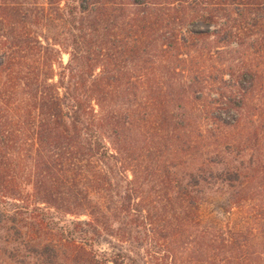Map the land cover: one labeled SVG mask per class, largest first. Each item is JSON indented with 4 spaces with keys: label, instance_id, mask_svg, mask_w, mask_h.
<instances>
[{
    "label": "trees",
    "instance_id": "1",
    "mask_svg": "<svg viewBox=\"0 0 264 264\" xmlns=\"http://www.w3.org/2000/svg\"><path fill=\"white\" fill-rule=\"evenodd\" d=\"M36 1L0 0V235L10 249L0 264H139L138 256L99 247L107 222L93 199L112 196L110 216L121 215L123 227L143 230L163 252L154 264H264V0ZM196 21L215 29L177 32ZM52 24L54 32L41 36ZM213 50L218 59L209 64ZM156 53L173 65L159 67L165 78L138 68ZM176 67L187 82L176 80ZM133 77L139 79L128 84ZM208 82L213 105L203 95ZM122 86L134 101L146 97L143 137L124 135L103 104L114 96L109 87ZM121 136L123 148L106 147V139ZM233 148L237 155L229 157ZM174 162L190 170L182 195L198 197L221 181L235 206L255 203L253 226L209 230L197 223L186 262L190 236L186 244L181 238L192 219L168 220L144 190L149 177L164 176L171 192ZM82 215L88 220L67 219ZM174 242L180 253L170 248Z\"/></svg>",
    "mask_w": 264,
    "mask_h": 264
},
{
    "label": "rangeland",
    "instance_id": "2",
    "mask_svg": "<svg viewBox=\"0 0 264 264\" xmlns=\"http://www.w3.org/2000/svg\"><path fill=\"white\" fill-rule=\"evenodd\" d=\"M66 1L69 0H62L59 3H61L60 7H63L66 3ZM36 2L40 4H45L47 0H37ZM45 6V5H44ZM47 7V5H46ZM60 12V11H59ZM56 21H53L55 23ZM55 26L57 23L54 24ZM103 23H97L96 26L100 29L103 26ZM53 24L51 25V28L48 30H42L40 31L42 33L41 36L49 35L52 32ZM215 29V26H209L205 25L201 22H192V23H186L185 26H182L179 31L181 34H185V32H190L191 34L195 33H205V32H211ZM95 40H97L95 38ZM43 43V42H42ZM162 45L160 46V44ZM161 43H158L157 46L162 49H166L165 41H161ZM50 44H53L50 42ZM55 48H58L55 46ZM59 49V48H58ZM157 54V53H156ZM217 54L216 51L213 50L209 57L211 58L207 62L210 64L211 62L217 60L216 58ZM181 58H185L184 55H182ZM69 60V54L68 49L67 51H61L60 60L62 66H65L68 63ZM147 60H149V63H146V60L142 62V65L138 68L142 69V72L145 70L146 73L158 72V76H162L165 78V72L161 71L159 68L163 64L165 65V70L167 71L169 68H171L173 65L170 63H167L163 57L160 55H154L151 54L147 57ZM57 70V67H56ZM59 70V69H58ZM175 72L176 80H180L182 77L181 82H187L189 79L187 77L186 72H180V68L176 67ZM99 73V69H96L93 73L92 79L96 78L97 74ZM179 73V74H178ZM139 79V77L131 78L129 79L128 84H132L135 80ZM158 79V78H156ZM228 76L223 75V80H227ZM121 81L125 82L124 79H120ZM142 81V80H141ZM143 82V81H142ZM126 83V82H125ZM144 83V82H143ZM146 84V85H145ZM144 86H148L147 83H144ZM204 91L203 95L207 97L206 102L213 105V100L217 99V94L215 91H212L214 89L211 84L204 83ZM142 88V86H141ZM109 91L111 94H114V96L108 100V102H104L105 108L107 110L112 111L114 117H116L118 125L120 123L124 124V127L126 128L124 130V135L127 134L128 136H136V137H143L146 132L148 131V125L145 121L142 120V113L140 112V103H142L145 100V95H142L138 97L136 101L132 99V96H128L130 90H125V87L122 86V90H116L114 91V88L109 87ZM141 91V90H140ZM116 95V96H115ZM147 96V94H146ZM204 103V101H202ZM132 104H134L132 106ZM95 111L98 110V108L94 105ZM155 114H153L152 119H150V122H153L155 119ZM200 119V118H199ZM200 121V120H199ZM200 125L203 129L208 130L211 125L208 124L205 121H200ZM121 126V124L119 125ZM126 137L121 136L115 140L112 139H106L104 142L106 147L113 152V146L114 148H123L124 145L128 143L127 140H125ZM114 145H112V143ZM123 151V149H121ZM237 155L236 151L232 150L231 154H229V157H233ZM208 158H212L213 155H208ZM247 156H245L244 159H246ZM248 158V157H247ZM175 164L170 165L171 167L168 169V176L166 181H170V186L173 188L171 192L167 190L168 186L165 182V177L162 176L160 180H152V177H149L148 180H150V183H146L144 185V190L149 193L148 200L150 202V207H156L158 208L157 212L164 215L166 218H169L168 220H172L173 223H176V221H185L188 220L187 223H190L189 221L192 219V222L190 223L192 227L189 228L186 235L181 238V244H186V236H190L189 243H187L185 246L186 251L185 254V261L189 262L191 259V251L193 249V246H196L194 243H190L191 239L195 240V234L197 231L196 224L200 223L204 225L207 229H213V227L220 226L225 229H232L237 230L242 227L246 226H253V222L250 220L249 215L252 211L253 205L255 203H246L244 205L235 206L232 202V191L231 189L222 183L221 181H216L215 183H212L208 189H206L202 194H200L198 197L193 194L194 197H187L185 195H182L180 193V189L184 184H186L187 179L185 177L186 171H190L186 168H182L181 166H177V162H174ZM170 164V163H169ZM176 165V166H175ZM175 166V167H174ZM217 170H221V168H217ZM125 175L127 176L128 180L132 179V175L130 172H126ZM121 183V182H120ZM164 186V187H162ZM181 186V187H180ZM160 187H162L160 189ZM151 188V189H150ZM150 189V190H149ZM196 190V189H195ZM111 192H108V194ZM109 195H112L109 194ZM196 196V197H195ZM108 197V195H106ZM113 196L110 197V200L99 202L97 200L93 199V202L96 204H99L100 210L102 211V217L104 218L105 222H107V228L103 227L101 229V236L99 238V247L101 250L106 252H117V251H123L126 253H130L134 256H138L140 259L139 264H154L153 260L154 258H161L163 255V252L159 251L160 249L158 247L153 248L150 244V240H146L144 238V231L137 228H126L123 227L122 222L124 221L121 215L117 214V219H115L114 215H112V207L114 203V199L112 200ZM147 200V204H148ZM107 208V209H106ZM110 208V209H108ZM117 213V211L115 212ZM99 216V214H98ZM67 219L74 220V221H87L88 217L85 215L82 216H67ZM109 219V220H108ZM107 220V221H106ZM101 221L103 223V220L101 218ZM104 226V225H102ZM1 240H3L1 244L2 253L5 255L0 258V261L4 260L3 262H7L6 257H9L10 249L7 245L6 235L1 236ZM182 246V245H181ZM180 246V243H173L170 248L172 250L180 253L183 249V247ZM155 250V254L153 255V258L149 257V251L151 249ZM184 256V255H183ZM187 257V259H186ZM155 264H160L159 261L155 262ZM180 264V263H177Z\"/></svg>",
    "mask_w": 264,
    "mask_h": 264
}]
</instances>
